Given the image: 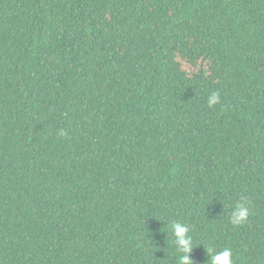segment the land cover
I'll return each instance as SVG.
<instances>
[{"label": "trees", "instance_id": "1", "mask_svg": "<svg viewBox=\"0 0 264 264\" xmlns=\"http://www.w3.org/2000/svg\"><path fill=\"white\" fill-rule=\"evenodd\" d=\"M174 222L264 264V0H0V264H180Z\"/></svg>", "mask_w": 264, "mask_h": 264}, {"label": "clouds", "instance_id": "2", "mask_svg": "<svg viewBox=\"0 0 264 264\" xmlns=\"http://www.w3.org/2000/svg\"><path fill=\"white\" fill-rule=\"evenodd\" d=\"M208 105L211 107L219 102V94L217 92H212L208 97ZM63 131L60 135H64ZM249 212L244 204H238L231 216V222L233 224H242L248 217ZM174 243L178 250L183 253L180 257V264H193L190 260L188 253L193 247L192 238L188 235L189 229L186 225L180 222H174L171 225ZM207 252L210 255L211 264H233L232 261V251L230 248H224L217 252L213 248H208Z\"/></svg>", "mask_w": 264, "mask_h": 264}]
</instances>
